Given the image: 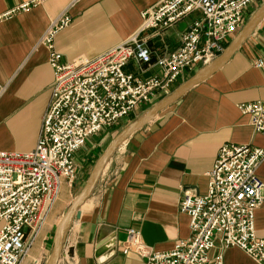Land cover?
I'll use <instances>...</instances> for the list:
<instances>
[{
    "label": "crops",
    "instance_id": "0c3cea01",
    "mask_svg": "<svg viewBox=\"0 0 264 264\" xmlns=\"http://www.w3.org/2000/svg\"><path fill=\"white\" fill-rule=\"evenodd\" d=\"M30 1L0 0V86L5 87L0 97L2 152L28 153L35 149L54 79L48 51L39 40L52 22L63 13L71 16L69 26L54 39L62 64L91 60L128 39L140 26L141 13L161 0H40L28 11L4 18ZM263 5L247 8L243 28L227 38L224 52L209 69ZM200 17L196 12L185 22L189 24ZM145 37L152 63L156 57L180 47L177 26L157 35L148 32ZM262 55L264 17L218 69L113 152L68 223L57 264H97L96 246L112 236L116 240L113 255L102 264H144V258L122 253L128 229L139 231L143 244L159 252L169 251L178 241L191 236L187 216L179 213V203L184 192L206 195L208 174L220 148L236 145L264 150V138L252 130L249 117L238 110L241 104L264 101V72L253 67ZM124 72L141 80L162 75L156 65L142 67L135 61H129ZM201 72L179 77L171 94ZM165 98L158 95L150 107L121 120L130 119L121 131L88 139L74 156L78 170L73 187L63 183L56 204L20 264H48L56 226L83 189L96 160L121 133ZM256 175L264 183V161ZM255 231L264 240V201L255 212ZM218 251L217 242L212 255ZM223 261L257 264L236 248L224 250Z\"/></svg>",
    "mask_w": 264,
    "mask_h": 264
},
{
    "label": "built area",
    "instance_id": "2783aa9c",
    "mask_svg": "<svg viewBox=\"0 0 264 264\" xmlns=\"http://www.w3.org/2000/svg\"><path fill=\"white\" fill-rule=\"evenodd\" d=\"M39 1L24 3L4 18L28 11ZM262 4L264 0H161L141 13V24L128 39L91 60L66 65L55 51L54 39L69 26L71 16L63 13L52 22L39 40L48 51L54 79L35 149L0 151V264H20L27 256L63 183L68 188L74 185L78 170L74 156L88 139L150 107L158 95L168 97L185 73L209 69L224 52L227 38L243 28L247 8ZM196 12L201 17L187 23L180 47L152 63L145 34L176 27ZM129 61L142 67L154 64L162 75L141 80L124 72ZM253 67L264 72V55ZM4 92L0 86V97ZM238 110L264 138V101L241 104ZM263 161V149L221 147L208 174L206 195L184 192L179 203L191 236L159 252L143 244L139 231L128 229L122 253H134L144 258V264H224L223 251L236 248L263 264L264 240L255 231V212L264 201V183L256 172ZM217 242L219 251L212 255Z\"/></svg>",
    "mask_w": 264,
    "mask_h": 264
},
{
    "label": "water",
    "instance_id": "95a60500",
    "mask_svg": "<svg viewBox=\"0 0 264 264\" xmlns=\"http://www.w3.org/2000/svg\"><path fill=\"white\" fill-rule=\"evenodd\" d=\"M263 17H264V5L261 6L260 9L257 11V13L250 19V21L242 30L239 37L231 44V46L218 59V61L211 69L201 72L200 74L195 76L192 80L179 87L169 97L165 98L163 101L154 105L148 112H146L142 117L136 120L130 127H128L113 142L109 144L106 150L101 154V156L96 160L95 164L93 165V168L87 178V181L83 189L78 194V196L75 197V199L72 201L70 207L67 209V211L59 221L58 225L56 226L52 240L53 249L48 264L58 263L61 254L62 239L65 230L67 228V225L70 222L73 214L76 212L82 200L92 190L100 171L102 170L103 166L105 165L109 157L113 154V152L121 144H123L131 134L142 128L145 124L150 122L159 112L172 105L189 89H191L193 86L203 81L208 75H210L216 69H218L228 59L233 49L242 41V39H244L247 34H250L255 29V27L263 19ZM186 26H187L186 22H182L177 25V30L182 33L185 30ZM115 246H116V240L113 236L105 241L98 243L94 253V257L96 259L97 264H102L103 262L107 261L113 255L112 250L115 248Z\"/></svg>",
    "mask_w": 264,
    "mask_h": 264
},
{
    "label": "rangeland",
    "instance_id": "374dc122",
    "mask_svg": "<svg viewBox=\"0 0 264 264\" xmlns=\"http://www.w3.org/2000/svg\"><path fill=\"white\" fill-rule=\"evenodd\" d=\"M143 109V107L142 108H140V110H142ZM145 109V108H144ZM151 108H149L148 109V111L150 110ZM147 110V109H146ZM147 111V112H148ZM130 120V119H129ZM128 120V121H129ZM128 121H123V122H120L118 125H114V126H112V127H110V128H108V129H105V130H103L102 132H100L99 134H97L95 137H93L92 139L94 140V139H96V138H98V137H100L101 135H103V134H105V133H107V132H109V131H113V130H119V131H121L122 130V128L128 123ZM73 187V186H72Z\"/></svg>",
    "mask_w": 264,
    "mask_h": 264
}]
</instances>
